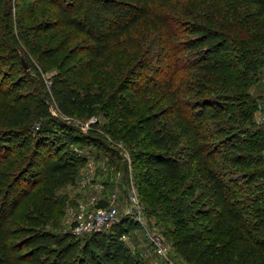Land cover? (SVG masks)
I'll list each match as a JSON object with an SVG mask.
<instances>
[{
    "label": "trees",
    "instance_id": "trees-1",
    "mask_svg": "<svg viewBox=\"0 0 264 264\" xmlns=\"http://www.w3.org/2000/svg\"><path fill=\"white\" fill-rule=\"evenodd\" d=\"M19 1L39 5L48 12V21L34 25L36 32H48L60 24L83 34L84 44L71 51V57L80 56L92 71L98 63H108L115 52L122 51L123 37H129L132 31L166 28V18L153 7L177 2ZM222 11L203 23L190 25L184 40L185 48L194 56L191 67L202 73L203 83L195 89L196 97H174L168 89L169 79L166 90L182 107L169 105L159 112L143 109L135 114L128 111L134 119L123 124L119 132L120 138L134 141L140 148L134 158H141L144 165L142 179L149 212L166 220V225L178 227L173 235L174 250L182 263L264 264V125L254 130L241 128L256 123L258 97L251 95L250 87L264 64V0H230ZM2 21L0 14V25ZM58 52L53 46L41 55L50 59ZM4 56V47L0 46V77ZM20 87L16 79L9 87L0 85V99L15 96ZM56 101L68 116L78 112L91 119L100 112L107 121L101 123L99 117L91 123L109 134L115 118L121 117L120 107L128 110L126 101L104 106L98 94H80L74 89L57 91ZM34 104V108L15 104L0 119V264H144L132 255L123 239L138 227L130 218L86 237L38 228L55 211L56 184L71 181L86 161V156L72 146L86 142L98 145L99 140L83 135L68 122L55 121L44 101ZM163 115L172 118L176 132L160 125ZM208 118L218 119L215 124L220 129L226 126L223 131L235 137L229 143L232 153L222 152L212 141ZM35 121H47L50 127L33 133L27 124ZM239 129L244 137L235 132ZM228 166L248 168L245 182L257 183L240 188L239 179L227 175ZM194 186L207 188L208 203L215 211L200 218L212 224L206 230L216 234L218 248H204L203 233L187 230V215L192 212L189 193ZM36 190L43 196L37 200L45 207V215L22 216L20 209L36 197ZM24 219L28 225L22 223Z\"/></svg>",
    "mask_w": 264,
    "mask_h": 264
},
{
    "label": "rangeland",
    "instance_id": "rangeland-1",
    "mask_svg": "<svg viewBox=\"0 0 264 264\" xmlns=\"http://www.w3.org/2000/svg\"><path fill=\"white\" fill-rule=\"evenodd\" d=\"M229 2L230 0H177L173 6L155 5L154 11L163 15L168 22L166 28L132 31L129 37H123V50L115 52L110 62L98 63L96 69L92 71L85 66L80 56L71 57L73 54L71 51L79 50L84 44L83 34L60 24H56L48 32H36L34 25L49 20V14L44 8L27 1L23 3L19 0L0 1V14L3 18L0 25V46L4 47L5 51L0 85L9 87L15 83V79L21 84L15 96L0 99V119L15 104L24 103L34 108L35 101L41 100L48 105L55 121L68 122L83 135H94L99 140L98 145L86 142L72 146L74 151L86 156V161L79 166L71 181L56 184L53 199L56 202L55 211L45 219L44 224L38 226L40 230L56 234L71 232L68 218L71 208L78 202L86 201L92 196H97L104 202L111 193H116L118 206L122 211L128 202L129 194L135 192L146 223L145 228L138 223V227L126 238V245L132 255L144 264H153L156 259L153 247L145 235L148 228L165 237L171 246L172 255L182 263V259L174 250L173 235L178 227L173 223L166 225V220L159 219L155 212H153L155 214L149 212L151 210L147 208L145 198L147 187L142 179L144 165L141 158H134V154L138 153L140 148L134 141L120 138L119 130L123 124H128L134 119V116L127 115L128 111L135 114L143 109L159 112L167 109L169 105L182 107L176 99L173 100L171 92L166 90L169 87L167 85L169 79L171 86L168 89L174 93V97L178 96L182 100L196 97L194 91L203 83V78L200 71L191 67L194 56L184 46L188 27L213 18L212 15L220 13L222 9L224 12ZM236 4L235 2L232 6ZM53 46L59 51L54 57L46 59L41 55L44 49ZM125 87L130 91L127 89L122 93L121 90ZM68 89H74L80 94L86 92L98 94L105 103L104 106L126 101L128 110L120 107L121 117L115 118L113 132L109 134L91 123L97 121L99 117L101 123L107 121L108 118H102L100 112H96L98 117L90 119L87 118L88 115L78 112L68 116L61 111L56 101V92ZM263 91L264 64L250 87V93L259 100ZM261 116L262 114L256 113L255 110L256 123L240 127L254 130L257 126H263ZM160 119L162 127L176 132L170 116L163 115ZM217 122L218 119H207L211 139L215 145H220L219 149L222 152L232 153L229 143L235 141V137L232 138L223 131L226 126L222 125L221 131L220 126L215 124ZM27 127L34 133L37 130L49 129L50 123L35 121L28 123ZM239 131L241 130H235L237 135L244 137L245 134ZM88 164H92L90 181L83 186L80 182L87 173ZM228 169L230 172L228 171L227 175L239 179H236L237 185L242 189L251 183H257L245 182L243 177L246 170L249 171L248 168L228 166ZM197 179L198 177H195L194 182ZM239 187L235 190H239ZM206 189V186L198 188L194 186L190 190L189 205L192 212L187 215L189 219L187 230L192 233L199 230L203 233L201 245L204 248L215 249L219 247L218 238L214 232L206 230L207 226L212 227V224H209L207 219L200 218L201 214L213 215L215 211L208 203ZM38 197H43L40 191H37L36 197L20 209L22 216L45 215V207L41 202L38 203ZM120 213L122 215V212ZM196 219L199 220L195 222ZM22 223L28 225L25 219Z\"/></svg>",
    "mask_w": 264,
    "mask_h": 264
},
{
    "label": "built area",
    "instance_id": "built-area-1",
    "mask_svg": "<svg viewBox=\"0 0 264 264\" xmlns=\"http://www.w3.org/2000/svg\"><path fill=\"white\" fill-rule=\"evenodd\" d=\"M258 112L262 114L261 119L264 121V91L257 102L256 113ZM86 170L87 173L80 182L83 186L90 181L92 164H88ZM141 209L135 192L129 194L128 202L123 206L122 211L118 206V195L116 193H111L104 202H101V198L92 196L86 201L78 202L77 205L71 208L68 224L71 233L77 237H86L93 232L107 229L116 221L118 222L126 217L145 228L146 221L144 222L145 217L142 215ZM120 212H122V215ZM145 235L154 250L156 259L153 264H184L178 262L176 257L172 255L171 246L161 233L146 228ZM128 237V235H123V239Z\"/></svg>",
    "mask_w": 264,
    "mask_h": 264
}]
</instances>
